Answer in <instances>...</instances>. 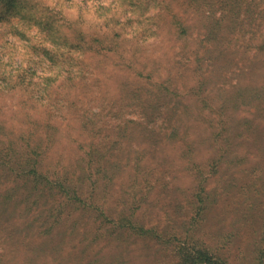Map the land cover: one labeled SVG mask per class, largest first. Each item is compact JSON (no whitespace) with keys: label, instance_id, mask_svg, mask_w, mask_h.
<instances>
[{"label":"rangeland","instance_id":"rangeland-1","mask_svg":"<svg viewBox=\"0 0 264 264\" xmlns=\"http://www.w3.org/2000/svg\"><path fill=\"white\" fill-rule=\"evenodd\" d=\"M6 3L41 17L70 7L56 22L69 41L56 50L94 55L51 66L33 56L42 21L12 37L0 26V59L11 44L16 67L61 73L47 102L0 90V163L22 161L31 134L43 171L84 184L76 202L59 205L60 195L0 176V197L11 193L0 209V264H177L176 246L195 240L229 263L264 264V0H87L88 10L81 0H0V14ZM100 4L120 8L112 22ZM105 21L121 34L118 50L74 52L76 29L101 33ZM120 88L121 116L107 112ZM98 110L109 127L91 132ZM88 151L102 159L90 163ZM90 165L93 190L83 178ZM124 215L144 230L118 223Z\"/></svg>","mask_w":264,"mask_h":264},{"label":"trees","instance_id":"trees-1","mask_svg":"<svg viewBox=\"0 0 264 264\" xmlns=\"http://www.w3.org/2000/svg\"><path fill=\"white\" fill-rule=\"evenodd\" d=\"M82 4L81 6L83 9L88 10L86 8L85 3H87V0H81ZM203 2H200L195 9H200ZM35 7L37 4L34 5ZM50 10V8H48ZM66 9H70V7H60V10L57 12L55 9L51 12L49 15L36 16L33 13L26 11L21 12V10H18V5L16 4H7L4 8V13L0 14V26L3 28L4 32L12 37L13 31L16 30L19 34H23L24 31L31 30L32 20L37 19L42 21V24L44 26V30H46V33L44 36H39L42 40V43L34 45V54L33 56L49 59V63L51 66L58 65L61 66V63L67 64L70 60H74L77 63H80L81 61H85L84 59L89 58L90 56H93L94 54H89L87 56H84L85 51L94 50L96 53H108V52H116L120 46V39L121 34L118 31L109 32L107 31L109 29L108 22L105 21V23H101L100 25H103L105 28L104 31L101 33L98 31H90L89 30H82L81 28H77L76 32H78V37L73 39V47L75 49L74 52H79L80 55L84 56V59L81 60L80 58H76L77 56L75 53L67 54L66 51H59L56 50V46L54 45L55 42L62 41L64 44L66 41H69V35L67 33L63 32L60 28L63 25H58L56 22L62 19H66L62 13L65 12ZM120 9L115 6H104L102 4L99 5V10L103 11V14L101 16H105L107 12H111V15L109 17L110 21L114 18V15L117 14V10ZM88 12V11H87ZM85 12V13H87ZM92 12V11H91ZM82 13L79 15H76L77 18L82 19V16L85 14ZM100 15V13H99ZM161 17V15H155L153 18L158 19ZM170 25L176 29H179L180 32H183L184 34L187 33L186 26L181 22L177 16L172 15L170 17ZM81 22V21H80ZM112 22V21H111ZM48 26V28H47ZM47 28V29H45ZM212 31L218 32L216 29H211ZM43 32V31H41ZM107 33V34H103ZM109 33L111 35H109ZM216 34V33H215ZM214 36V35H212ZM40 46V48H38ZM55 46V48H54ZM67 46V45H65ZM16 51V47L11 48V44L9 46V53L10 56L7 59H0V90H6V91H26L31 92L30 95H32L31 101L34 104H38L39 101L41 102H47L48 96L50 95V88L56 84V81L60 76L61 73L59 71H56L55 73H59L58 77L52 78L49 76H39V72L36 69H29L26 67H16L14 64V54ZM105 55V54H103ZM45 56V57H43ZM79 57V55H78ZM66 59V62L59 61V59ZM65 72L69 71L66 68L64 69ZM72 73V71H70ZM54 74V73H53ZM72 78V76L70 77ZM127 94H130V92H127ZM133 94V93H132ZM114 96V95H113ZM126 101V93L123 92V89L120 88V91L118 93H115V96L110 99L109 105H110V111L108 109V113L111 112L113 114L112 108H115V110H118L119 115L122 114V109L125 106ZM112 110V111H111ZM100 113V110H98V113L94 115V117H97L95 120H93L94 117H91L90 122H92V127L90 126L91 132H95L99 130L100 128H107L109 125L107 123H101L97 122L99 118L102 116ZM107 115V114H106ZM78 122H81L80 120ZM97 122V123H96ZM98 123H101L99 127H97ZM83 128V127H81ZM31 134L27 136L28 141L26 145L22 147L24 154L22 157V161H17L14 163L11 159L2 161L0 163V168L4 169L3 172L0 173L1 177L10 178L15 177V179L22 180L23 184L28 185V187L31 188L32 191L35 190H46L51 198L54 197V195L58 196L60 195V200H58L57 203L59 205H62L63 203H73L76 202L77 196L82 192L83 190V180L80 178V175L78 177V174L75 173H60L55 174L56 176H50L49 170L43 171L42 165L39 159V155L37 153L39 152V148H41L40 143H36V141H33V139L30 137ZM29 141H32L33 144H31ZM43 138L40 136L38 138V142H42ZM88 156V161L90 163H97V160L100 161V159H96L92 151H88L86 153ZM14 157V156H13ZM95 161V162H94ZM11 163V164H10ZM14 163V165H13ZM96 167H92L90 165V168L88 171H86V176L83 175L84 180H87V177L89 180V186L90 190L95 189V184L97 183V178L94 177L93 170ZM77 176V178H76ZM105 177V178H104ZM104 179L111 180L109 177H106V175H103ZM15 179H13L15 181ZM113 180V179H112ZM17 184H13L10 190L16 191L19 189L17 187ZM92 187H94L92 189ZM148 188H151L152 186L150 184H147ZM21 188V187H20ZM91 193V191H90ZM89 193V194H90ZM32 193L29 191L27 193L28 196H30ZM11 196V193L4 197L1 195L0 199V209H2L5 205L3 203L4 198H9ZM56 199V198H54ZM89 200L93 201L91 198ZM84 201V200H83ZM85 204L87 202V199H85ZM93 204V203H92ZM102 216L107 215L105 211H103ZM196 215L199 216L198 212H196ZM106 218V217H105ZM118 223L126 222V224L130 225L135 228H140V230H144L143 227L138 225V217L135 215H124L122 218H118ZM123 221V222H122ZM201 242L193 241V243L190 241L187 243V246L177 245V255L179 259H184L183 262L177 263V264H200V263H206V264H232L229 263L226 259L222 257H215L211 253H209L206 246H204Z\"/></svg>","mask_w":264,"mask_h":264}]
</instances>
